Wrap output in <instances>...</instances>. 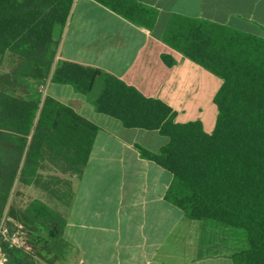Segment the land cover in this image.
<instances>
[{
    "label": "trees",
    "instance_id": "16d2710c",
    "mask_svg": "<svg viewBox=\"0 0 264 264\" xmlns=\"http://www.w3.org/2000/svg\"><path fill=\"white\" fill-rule=\"evenodd\" d=\"M94 1L148 30L157 23L159 11L137 0ZM75 2L0 0V56L18 60L0 78V227L16 183L64 196L71 206L101 130L77 105L44 97L40 86L51 80L87 96L103 78L94 103L99 113L169 140L158 153L137 146L143 158L173 175L167 201L192 221L243 229L248 248L233 260L264 264V39L205 20L171 18L164 42L223 81L215 98L217 125L207 133L201 122H178L162 100L100 68L61 61L54 69ZM163 60L175 64L169 55ZM9 216L31 240L21 247L1 241L5 264H54L67 256L66 214L35 199L23 210L11 207Z\"/></svg>",
    "mask_w": 264,
    "mask_h": 264
},
{
    "label": "crops",
    "instance_id": "0c3cea01",
    "mask_svg": "<svg viewBox=\"0 0 264 264\" xmlns=\"http://www.w3.org/2000/svg\"><path fill=\"white\" fill-rule=\"evenodd\" d=\"M137 1L159 11L153 30L94 0H76L54 69L61 61L100 68L144 96L162 100L178 122L199 121L212 133L223 81L166 44L165 31L171 18L180 15L264 39V0ZM163 55L175 59L173 67ZM103 84L100 78L87 96L70 85L45 84L44 97L77 105L101 129L66 214L68 254L54 264H236L233 257L244 250L233 239L237 233L213 222L192 221L167 201L173 175L143 158L137 148L158 153L169 140L157 131L127 129L96 110Z\"/></svg>",
    "mask_w": 264,
    "mask_h": 264
},
{
    "label": "rangeland",
    "instance_id": "374dc122",
    "mask_svg": "<svg viewBox=\"0 0 264 264\" xmlns=\"http://www.w3.org/2000/svg\"><path fill=\"white\" fill-rule=\"evenodd\" d=\"M18 65V60L11 57L10 55H5L3 57L0 56V78L8 73H11ZM218 117V112L217 115ZM216 117V119H217ZM215 126V124H214ZM209 127L206 128V130L209 131ZM50 172L45 173L49 174ZM60 189L61 194H62V188L58 187ZM35 199H41L45 202H48L56 208L57 210L63 212L64 214H67V212L70 209V199L62 196L61 198L59 197H53L51 194H49L47 191L44 189L35 187V186H24L19 183H16L11 198L10 202L6 211V214L4 215L3 222L1 224V227L7 228L8 232L6 234V237H1L0 242H6L15 246H25L26 241L31 240V237L28 236L27 230L16 220L11 218L9 216L10 208L15 207L16 210H23L28 206V204L35 200ZM210 222V221H208ZM214 223V222H213ZM217 224V223H216ZM233 232L237 233V236L233 237V239L237 241L238 247L241 248V250L244 248L243 251L246 250L248 247L247 243V235L246 232L243 229H235L231 228ZM235 235V234H234ZM41 250L46 253V249L44 245L40 246ZM31 251L32 249L29 248ZM48 257L51 259L53 258L52 254H48ZM4 262V255L0 253V264ZM38 264H48L44 262L43 260L38 259Z\"/></svg>",
    "mask_w": 264,
    "mask_h": 264
},
{
    "label": "built area",
    "instance_id": "2783aa9c",
    "mask_svg": "<svg viewBox=\"0 0 264 264\" xmlns=\"http://www.w3.org/2000/svg\"><path fill=\"white\" fill-rule=\"evenodd\" d=\"M46 85H41L40 86V88H39V90H40V92L44 95L45 94V92H46ZM7 232H8V229L7 228H4V227H2L1 229H0V238L1 237H6V234H7ZM1 240V239H0ZM12 245V244H11ZM12 246H15V245H12ZM21 247V246H20ZM0 253H2V251H1V249H0ZM3 254V253H2ZM4 255V254H3ZM5 262H6V259H5V255H4V262H2L1 264H5Z\"/></svg>",
    "mask_w": 264,
    "mask_h": 264
}]
</instances>
